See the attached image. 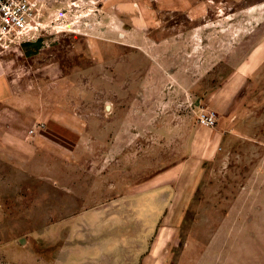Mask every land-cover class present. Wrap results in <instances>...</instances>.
Here are the masks:
<instances>
[{"label": "rangeland", "instance_id": "obj_1", "mask_svg": "<svg viewBox=\"0 0 264 264\" xmlns=\"http://www.w3.org/2000/svg\"><path fill=\"white\" fill-rule=\"evenodd\" d=\"M34 1L0 264H264V0Z\"/></svg>", "mask_w": 264, "mask_h": 264}, {"label": "built area", "instance_id": "obj_2", "mask_svg": "<svg viewBox=\"0 0 264 264\" xmlns=\"http://www.w3.org/2000/svg\"><path fill=\"white\" fill-rule=\"evenodd\" d=\"M34 0H0V47L9 50L35 30L38 16ZM200 125L213 128L217 119L213 113L201 111Z\"/></svg>", "mask_w": 264, "mask_h": 264}, {"label": "crops", "instance_id": "obj_3", "mask_svg": "<svg viewBox=\"0 0 264 264\" xmlns=\"http://www.w3.org/2000/svg\"><path fill=\"white\" fill-rule=\"evenodd\" d=\"M30 43L24 38L9 50H3L0 47V99L7 98L9 93L15 91L14 84L17 81L15 76L19 74L20 62L24 61L25 52H28ZM59 134L68 137L63 131Z\"/></svg>", "mask_w": 264, "mask_h": 264}]
</instances>
